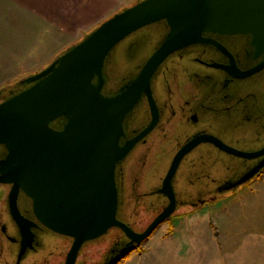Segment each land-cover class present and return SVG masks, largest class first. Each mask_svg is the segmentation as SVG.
<instances>
[{"label": "water", "instance_id": "95a60500", "mask_svg": "<svg viewBox=\"0 0 264 264\" xmlns=\"http://www.w3.org/2000/svg\"><path fill=\"white\" fill-rule=\"evenodd\" d=\"M161 23L164 29L158 34L155 27ZM212 35L247 37L257 64L241 69L229 49ZM200 45L225 54L229 65L211 66L233 78L263 72L264 0H136L62 51L43 70L5 91L0 89V149H6L0 160V184L12 186L10 208L23 235L20 257L33 245L31 226H35L17 206L21 191L32 200L37 220L52 236L72 240L64 264H77L86 244L119 229L128 241L112 249L103 263L118 264L175 215L180 205L177 173L185 156L199 145L210 143L248 161L261 159L238 180L223 186L222 192L237 191L264 169V146L240 150L210 134L195 136L174 155L157 190L168 199L167 206L142 231L120 218L117 167L160 120L154 78L170 57ZM143 48L147 55L137 66L116 86L107 87L119 65L116 53H124L125 59L127 53L133 56ZM143 98L152 119L122 144L125 120Z\"/></svg>", "mask_w": 264, "mask_h": 264}, {"label": "flooded vegetation", "instance_id": "af4514ba", "mask_svg": "<svg viewBox=\"0 0 264 264\" xmlns=\"http://www.w3.org/2000/svg\"><path fill=\"white\" fill-rule=\"evenodd\" d=\"M210 37L229 49L241 69L257 64L258 59L254 58L247 37ZM213 63L229 65L230 60L215 47L200 45L173 55L161 66L153 81L160 120L117 167L121 205L129 193L133 201H141L147 207L161 206L163 199L160 196H164L157 190L162 185L166 166L195 136L210 134L240 150L252 151L264 146V71L240 80L212 67ZM151 119L148 101L143 98L125 120L122 144L143 131ZM5 155L3 147L0 160ZM260 161L237 158L213 144L204 143L185 156L177 178L181 179L183 172H188V183H191L184 190L191 197V204L213 201L227 194L222 192L223 186L238 180ZM176 181L177 184L179 180ZM11 189V185L0 184V264H57L55 257L53 260L50 257L54 251H49L54 243L53 236L37 220L32 200L23 191L18 195L17 206L35 226H31L33 245L20 257L23 235L11 212ZM121 213H126L124 208ZM122 241L128 240L117 241L118 246Z\"/></svg>", "mask_w": 264, "mask_h": 264}, {"label": "rangeland", "instance_id": "374dc122", "mask_svg": "<svg viewBox=\"0 0 264 264\" xmlns=\"http://www.w3.org/2000/svg\"><path fill=\"white\" fill-rule=\"evenodd\" d=\"M36 6L38 3L32 1L0 0V89L4 91L5 87H13L22 78L43 70L62 51L96 27L77 25L78 21H72L75 19V9L57 11L38 9ZM67 20L75 25L67 24ZM115 68L120 78L129 73L124 66ZM188 178V172L185 171L179 179L180 205L175 215L118 264H221L207 228L210 214L205 211L214 208L221 199L191 204V197L184 190ZM163 209L162 206L147 207L141 201H133L130 216L136 220L134 229L144 230ZM116 239L108 237L86 245L78 264H103L112 249L118 247ZM58 240L53 238L54 243L49 251L53 250L54 255L49 256L52 260L55 257L57 264H64L72 242L69 244L67 240Z\"/></svg>", "mask_w": 264, "mask_h": 264}, {"label": "crops", "instance_id": "0c3cea01", "mask_svg": "<svg viewBox=\"0 0 264 264\" xmlns=\"http://www.w3.org/2000/svg\"><path fill=\"white\" fill-rule=\"evenodd\" d=\"M30 1L38 3V9H75V19L70 20L94 27L134 0H17ZM72 21L67 24L75 25ZM205 211L210 214L207 228L221 264H264V171Z\"/></svg>", "mask_w": 264, "mask_h": 264}, {"label": "trees", "instance_id": "16d2710c", "mask_svg": "<svg viewBox=\"0 0 264 264\" xmlns=\"http://www.w3.org/2000/svg\"><path fill=\"white\" fill-rule=\"evenodd\" d=\"M164 27V25H163V23H161V24H158V25H156V27L155 28H158L159 29V31H158V34H160L161 32H162V30L164 29L163 28ZM137 50H139V49H137ZM147 55V53H145L144 55H142L140 58H137L136 60H131L132 59V56L131 57H128L127 55H125V59H124V56L123 55H120L119 53H116V59L118 60V64H119V66H124V67H126V71L128 70L129 71V69H131L132 70V67H134L135 65H136V63H137V61L138 60H140V59H142L143 57H145ZM127 56V57H126ZM123 59V61H121ZM128 60V61H127ZM113 71H115L114 73L112 72L111 74H110V78H113L112 79V81L110 80V81H108V86L107 87H114V86H116L119 82H121V79L122 78H120V76H119V74H118V72L116 71V68H114V70ZM127 71V72H128ZM112 82V83H111ZM58 125L59 124H61V122H59V123H57ZM56 124V125H57ZM56 127H58V126H56ZM250 147H252L253 149L254 148H256V146H250ZM249 147V148H250ZM170 160H171V158H170ZM169 164H170V161H169V163H168V165L166 166V169H165V171H164V174L167 172V170H168V167H169ZM178 180H179V178H177ZM189 186V183H187L186 184V188ZM181 187H180V184L179 183H177L176 184V189H177V195H179V192H178V189H180ZM160 196V195H159ZM163 200H162V204H161V206L162 207H164L166 204H167V202H168V200L164 197H162V196H160ZM221 199V197H219L217 200H220ZM147 200V199H146ZM217 200H215V201H217ZM148 201V200H147ZM183 202H185V201H183ZM132 203H133V199L132 198H130V195H129V193L128 194H126V196H125V199H124V206L123 205H121V208L123 209H125V212L126 213H124L123 215H122V213H121V211H122V209L120 210V212H119V216H120V218L123 220V221H126L127 223H129L130 225H132V226H134V227H136V220H135V218H134V216L133 217H131L130 215H131V213H130V208H131V206H132ZM148 204H151V202H148ZM186 204V203H185ZM184 204V205H185ZM118 236H120L121 238H118ZM112 238L113 240H115V237H117V241H119V240H121V239H125V237H124V235H123V233L119 230V229H113V230H111L107 235H105V236H103L102 238H100V239H98L99 241L100 240H102V239H107V238ZM53 238L54 239H56V240H67L68 242H69V244L72 242V240L71 239H68V238H66V237H60V236H57L56 235V237H54L53 236ZM58 240V241H59ZM98 240H95V241H93V242H90V243H95L96 241H98ZM90 243H88V244H86V245H89ZM85 245V246H86ZM84 246V248H86ZM84 248L82 249V251H81V253L83 252V250H84ZM81 256V255H80ZM80 258V257H79ZM78 262H79V260H78ZM78 264V263H77Z\"/></svg>", "mask_w": 264, "mask_h": 264}, {"label": "bare ground", "instance_id": "6f19581e", "mask_svg": "<svg viewBox=\"0 0 264 264\" xmlns=\"http://www.w3.org/2000/svg\"><path fill=\"white\" fill-rule=\"evenodd\" d=\"M142 54H144V48L143 49H141V51L139 52V53H135L133 56H132V59H133V57L135 58V60L137 59V58H140L141 56H142ZM130 55L131 54H129L128 55V57H130ZM127 57V56H126ZM128 61V60H127ZM181 167V166H180ZM179 172V171H178ZM178 174V173H177ZM176 180H177V177H176ZM177 182V181H176ZM176 182H175V186H176ZM176 192H177V189H176ZM125 199V198H124ZM124 201L122 202V205L124 206ZM113 230V229H112ZM99 241V240H98ZM97 242V241H96ZM84 248V247H83ZM82 251V250H81ZM80 254H81V252H80ZM80 254H79V257H80ZM79 257H78V260H79ZM78 260H77V263H78Z\"/></svg>", "mask_w": 264, "mask_h": 264}]
</instances>
